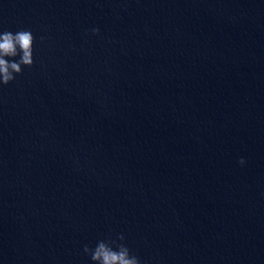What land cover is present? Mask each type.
<instances>
[{
    "label": "water",
    "instance_id": "1",
    "mask_svg": "<svg viewBox=\"0 0 264 264\" xmlns=\"http://www.w3.org/2000/svg\"><path fill=\"white\" fill-rule=\"evenodd\" d=\"M20 29L0 264H92L119 234L141 264H264V0H0Z\"/></svg>",
    "mask_w": 264,
    "mask_h": 264
},
{
    "label": "clouds",
    "instance_id": "2",
    "mask_svg": "<svg viewBox=\"0 0 264 264\" xmlns=\"http://www.w3.org/2000/svg\"><path fill=\"white\" fill-rule=\"evenodd\" d=\"M89 31L98 35L100 30L93 27ZM34 45L35 37L29 29H20L15 33L0 31V88L13 83L25 68L33 67ZM239 163L243 166L246 161L241 158ZM124 241L125 236L119 234L116 239L109 237L97 241L95 247L85 244L82 251L92 264H141L139 257L131 253Z\"/></svg>",
    "mask_w": 264,
    "mask_h": 264
}]
</instances>
